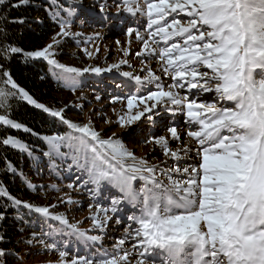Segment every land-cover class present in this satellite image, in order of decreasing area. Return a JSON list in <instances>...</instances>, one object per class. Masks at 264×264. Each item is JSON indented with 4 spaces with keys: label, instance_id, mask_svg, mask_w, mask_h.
I'll return each instance as SVG.
<instances>
[{
    "label": "snow or ice",
    "instance_id": "1",
    "mask_svg": "<svg viewBox=\"0 0 264 264\" xmlns=\"http://www.w3.org/2000/svg\"><path fill=\"white\" fill-rule=\"evenodd\" d=\"M30 6L39 7L0 0V177H20L23 189L44 199L48 189L60 195L37 204L0 178V264H37L41 254L57 258L40 264H264V0H49L53 34L26 47L15 27L43 29L46 20L11 12ZM114 18L126 38L115 41L123 53L118 62L75 67L58 59L69 41L93 59L104 34L83 29ZM133 40L141 69L122 71L132 67ZM14 61L46 62L73 94L85 74L115 70L122 78L108 94L120 105L112 109L115 119L103 106L85 114L78 101H92L82 91L68 104L42 101L14 78ZM23 104L54 128L38 132L16 117ZM69 110L83 119L73 120ZM97 121L120 131L105 135ZM9 130L35 137L46 150ZM125 137L150 152L138 156ZM9 147L27 155L36 175L46 158L49 174L70 180L68 191L33 183L8 158ZM74 194L91 201L89 228L68 215L82 206ZM10 219L16 233H31L12 239ZM110 228L123 231L110 236Z\"/></svg>",
    "mask_w": 264,
    "mask_h": 264
},
{
    "label": "rangeland",
    "instance_id": "2",
    "mask_svg": "<svg viewBox=\"0 0 264 264\" xmlns=\"http://www.w3.org/2000/svg\"><path fill=\"white\" fill-rule=\"evenodd\" d=\"M113 11H115V10L113 9ZM131 26H135V25H131ZM83 30L85 32H89V33L94 31V30L103 32V34H104L103 40L102 41H96V43L100 46V51L98 53L94 52L93 59L90 60L87 56H85L83 54L81 48H79L75 42L69 41L64 45L63 49L61 50L62 54L58 57V59L62 63H65L66 65H69V66H75V67H83V66H87L89 64L99 65L101 67H107L108 65L116 63L121 58H123V53L120 51V48H119V46L116 45L115 41L117 39H119L123 44L126 38L121 32L122 30L120 32L117 31L118 33L115 32V30H116L115 25L98 24L94 29L93 28H85ZM51 35L49 36V38L51 37ZM48 41H49V39L47 40V42ZM131 47L133 49V53L131 54V56L129 58V63L132 65V67L129 68L127 66H122V71L139 72L141 69V62H140V59H138L135 55V51L139 50V46L133 40ZM152 67L153 68L157 67L155 62H152ZM119 77L120 76L118 75V73L116 74L115 70L112 73H103L99 76L92 74V73L85 74V77L83 79V87L81 89H79L76 94H73L66 87V90L64 91V93H61V94L59 93L56 95V98H57L56 101L58 102L56 104L57 105L68 104V103L74 101L76 99V96L79 95L80 92L82 91V92H85L87 94L88 100L92 101V103H88L87 101H78V103H81L84 105V113L85 114H89L90 110H92V109H95V111L98 112L100 110V108L103 106V111L109 117L115 119L112 109H113V107H116L117 109H119L120 105H118V104L117 105H111L109 103L110 96L108 94L114 93L116 91L115 84H118V82H121ZM114 80H115V84L113 83ZM93 90H95V92H98L101 95V97H102L101 101L95 100ZM165 115L170 116L171 114H165ZM68 116H70L73 120L83 119V116L79 115V113L77 111L69 110ZM96 123H97L98 128H104L105 129V135H110L111 132H113V131H117V132L120 131V129L117 127H113L111 129H108L103 121H97ZM157 131L160 132L161 130L157 129ZM125 142L128 144V146L130 148L135 149L136 154L138 156L150 152V147L149 146H143L142 141L128 140L127 137H125ZM172 146L176 147V144H173ZM155 155L157 156L158 160L164 159L162 153H160L159 151H157L155 153ZM148 158L153 163L158 162L156 160H152V155H149ZM44 174L45 175H43V176H45V177L48 176L47 179H44L42 181L44 185L57 184L61 188H63V191H65V192L68 191L67 188H64V185L70 182L69 179L60 180V179H57V177L55 175L51 176V175L46 174V172H44ZM49 179H52L53 181H50ZM59 195H60V193L53 192L51 189H48L47 190L48 199L43 198L42 202H43V204L44 203H49V204L54 203L55 202L54 198L56 196H59ZM74 195H75L76 199H79L82 201V206H73V208L76 210L69 212L68 215L71 218H74V220H82L83 224L81 225V227L89 228L91 225V221L88 219H85V217H87L89 214V210H88L87 205L91 201L88 199L86 194H84V195L74 194ZM57 210L58 211H64L63 208H58ZM122 231H123L122 228L119 230H115L113 228L109 229L110 236L113 232H115L116 236H119L120 232H122ZM29 250H30L29 248H25L22 251H29ZM56 258H57L56 254H51V255L41 254V255L37 256L35 259H36L37 264H40V262H43L46 260H54Z\"/></svg>",
    "mask_w": 264,
    "mask_h": 264
},
{
    "label": "trees",
    "instance_id": "3",
    "mask_svg": "<svg viewBox=\"0 0 264 264\" xmlns=\"http://www.w3.org/2000/svg\"><path fill=\"white\" fill-rule=\"evenodd\" d=\"M87 2L88 0H85L86 4ZM32 4L39 5V7L30 6L27 9L22 8L20 10H12L11 12V15L13 17L26 12L29 19H31L32 17H40L46 20V25L43 29L40 26L31 23L22 28L15 27V31L17 33L23 32L22 43L26 47H31V45L33 44L42 45L47 42L49 36L52 34V31L50 30V24L47 21L48 13L46 12V9L49 5V0H32ZM12 70L14 73V78H16L22 86H25L31 93L40 98L42 101H49L55 105L56 103H58L56 101V95L59 93H64V91L66 90V86L58 82L53 74L49 72L48 65L44 61L33 62L27 65H23L14 61ZM40 76H44L45 78L41 80ZM15 115L16 117L23 119L29 127L38 132H48L54 128V125L52 124L49 117L37 113L33 108H31V106H28L26 104H23L20 107V111L15 113ZM63 130V128L60 129V131ZM9 131L12 135L18 136L19 138L27 141L29 144L34 145L37 148H45L46 150V146L35 137L26 135L22 131ZM3 134L4 133H0V135ZM6 151L8 158L12 160L18 167L22 165L24 171L28 174L29 179H31L33 183L43 184L42 181L48 178V176H43L45 175L44 173L43 175H36V173L33 171V168L30 167L31 162L26 154H24L22 157L19 151L13 150L10 147L6 149ZM46 165L47 161L45 158V160L42 162L44 172H46V174L48 175H51L49 174ZM0 178H2L4 182L9 186V190L13 194H17L21 198L31 200L34 203L43 204L42 201L44 193L41 192L40 195H36L31 191L23 189L20 177L12 178L8 175H5ZM49 180L53 181L52 179ZM25 218L28 219V217ZM5 226L8 227L12 239H15L17 235L27 236L32 231L31 228H26L25 232L16 233L15 228L17 227V225H15L14 221L11 219L5 222ZM9 247H12V245H9ZM25 248L28 247L23 246L22 250H24Z\"/></svg>",
    "mask_w": 264,
    "mask_h": 264
}]
</instances>
